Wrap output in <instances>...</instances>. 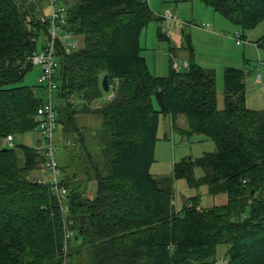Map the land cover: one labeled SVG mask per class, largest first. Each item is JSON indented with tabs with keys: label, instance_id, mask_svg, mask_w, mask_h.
I'll list each match as a JSON object with an SVG mask.
<instances>
[{
	"label": "trees",
	"instance_id": "obj_1",
	"mask_svg": "<svg viewBox=\"0 0 264 264\" xmlns=\"http://www.w3.org/2000/svg\"><path fill=\"white\" fill-rule=\"evenodd\" d=\"M62 1L68 30L79 41L70 54L61 43L56 53L57 122L64 144L81 151L73 175L59 164L67 221L51 186L36 180L49 172L44 154L24 145L0 149V264H217L222 245L228 247L224 264H264V111L246 107L244 73L225 70L218 109L216 74L195 63L185 30L191 55L185 69L171 59L167 76L149 70L141 36L151 21L163 19L147 0ZM202 2L239 27L244 42L246 31L264 25V0ZM44 18L16 0H0V140L38 126L46 84L15 85L33 67L28 58L40 32L48 38ZM255 44L264 48V35ZM88 115L100 118L99 128L78 122ZM162 116L174 126L185 116L188 134L212 140L215 151L175 164L172 178L154 176ZM195 166L204 171L200 179ZM179 179L205 185L212 195L225 193L228 201L202 209L195 196L177 211Z\"/></svg>",
	"mask_w": 264,
	"mask_h": 264
},
{
	"label": "rangeland",
	"instance_id": "obj_2",
	"mask_svg": "<svg viewBox=\"0 0 264 264\" xmlns=\"http://www.w3.org/2000/svg\"><path fill=\"white\" fill-rule=\"evenodd\" d=\"M147 1L151 10L163 19L161 21H151L141 36L142 55L146 58L149 70L154 75L167 76L171 59L174 63L179 64L180 71L185 69L191 56L184 45L182 30H185L192 39L195 63L203 68L214 70L216 74L218 109L224 107V72L228 68H235L241 70L245 75L246 107L255 111H264V48H259L255 44L264 35V25L246 31V41L238 46L234 35L236 33L242 34V30L228 22L221 14L204 5L202 0ZM44 7L48 11L49 5ZM46 17H49V14H46ZM45 40L46 33L41 31L36 39L37 53L41 51ZM171 52L176 55V58H172ZM260 65H262L261 69H259ZM258 74L262 76V80H257ZM41 75L42 67L33 65L24 79L15 86H29L32 88L40 86L39 78ZM56 82L60 85L57 78ZM43 92L40 91L39 93L46 101ZM103 94L104 96L107 95L105 92ZM56 97L57 94L54 93L53 103L55 106L57 105ZM181 117H184L183 120L186 123L185 130L179 126L173 130L171 123L166 125L165 117H161L155 162L151 167V173L156 177L172 178L175 164L184 159L196 160L207 153L214 152L216 149V145L212 140L196 134H188L189 122L185 116ZM78 122L81 125L90 123L93 129L99 128L101 124L100 118L96 115L81 117ZM13 138L14 147L24 145L42 152L44 141L38 131L15 135ZM63 141V127L61 123H58L55 135L56 158L58 164L65 167L68 174L73 175L75 171L73 161H78L81 158V151L77 146H72L68 142L65 145ZM2 148H11L7 139L0 140V149ZM19 157H21L19 162H24L22 156ZM194 174L195 178L200 179L204 176V171L201 167L195 166ZM51 179V173L47 172L44 177L36 180L47 185V182ZM174 184L175 199L173 203L177 211H182L188 200L195 196H199V207L202 209L224 205L228 201L225 193L212 195L207 186L191 187L186 179H179ZM93 190H95V186L91 183L86 192L88 197L93 196ZM262 196L264 198V188ZM66 218L67 214L64 217L65 222L67 221ZM227 250V245L219 247L217 264L225 263ZM65 252L68 256L67 247Z\"/></svg>",
	"mask_w": 264,
	"mask_h": 264
},
{
	"label": "built area",
	"instance_id": "obj_3",
	"mask_svg": "<svg viewBox=\"0 0 264 264\" xmlns=\"http://www.w3.org/2000/svg\"><path fill=\"white\" fill-rule=\"evenodd\" d=\"M51 13L47 17L48 22V38L39 53L35 52L32 56L28 58V61L32 65H39L42 67V75L39 78L40 83H44L47 86V100L39 108L37 114L38 126L36 131L40 133L44 141V146L42 147V152L46 160V168L52 175V179L47 182L51 186L53 194L56 196L62 214L65 216L67 211L66 198L68 195V190L60 182V168L56 158V145H55V135L57 130V110L53 103L54 93L58 94L60 87L56 82L57 71L59 63L57 60V45L62 44L65 48L67 54H70L74 50L79 48V41L73 34V32L68 30V21L66 18L67 7L63 4L62 0H47ZM46 16H42L44 18ZM45 19V18H44ZM29 29L31 27L29 26ZM234 39L237 45H242L244 40L240 33L234 35ZM175 68L179 69V64H175ZM262 68L260 65L259 69ZM257 80H262L260 74L257 75ZM7 141L9 142L11 148L14 147L13 136H8ZM43 182V181H41ZM46 184V182H44ZM72 233L68 231L67 227L65 229V241L66 244L71 238ZM65 246V251H66Z\"/></svg>",
	"mask_w": 264,
	"mask_h": 264
},
{
	"label": "crops",
	"instance_id": "obj_4",
	"mask_svg": "<svg viewBox=\"0 0 264 264\" xmlns=\"http://www.w3.org/2000/svg\"><path fill=\"white\" fill-rule=\"evenodd\" d=\"M16 2L24 7L25 9H27L30 14L35 17V18H41L42 16H46V14H50L51 13V8H50V5L48 3L47 0H16ZM48 7V11H46V8L44 7L45 5ZM238 46H241V45H238ZM187 65V63H186ZM184 117H179L177 118L176 120V126L173 125V122L171 120L170 117H165L164 120L166 122V125L170 124L171 123V127L172 129L174 130L175 128H177V126H179L181 129L186 126L185 122H184ZM175 133V132H174ZM95 190H93V193H94Z\"/></svg>",
	"mask_w": 264,
	"mask_h": 264
},
{
	"label": "water",
	"instance_id": "obj_5",
	"mask_svg": "<svg viewBox=\"0 0 264 264\" xmlns=\"http://www.w3.org/2000/svg\"><path fill=\"white\" fill-rule=\"evenodd\" d=\"M102 87L105 93H109L110 91V85H109V79L108 76L105 75L103 80H102Z\"/></svg>",
	"mask_w": 264,
	"mask_h": 264
}]
</instances>
